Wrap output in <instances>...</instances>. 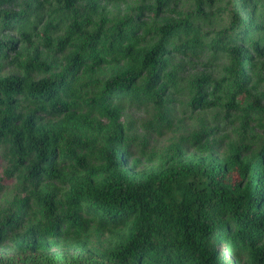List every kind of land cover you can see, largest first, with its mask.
<instances>
[{
    "label": "clouds",
    "instance_id": "9594fccd",
    "mask_svg": "<svg viewBox=\"0 0 264 264\" xmlns=\"http://www.w3.org/2000/svg\"><path fill=\"white\" fill-rule=\"evenodd\" d=\"M161 29H168L162 43ZM85 32L94 37L100 62L83 59L79 71L73 66L60 79L70 51L81 57L90 51L71 47L83 45ZM61 40L63 49L57 47ZM156 44L163 52H157L160 59L152 76L145 56ZM37 57L48 68L46 78L55 76L60 84L54 92L56 108L53 98L33 94ZM0 69L19 79L12 108L20 117L18 139L26 152L32 140L48 152L41 130L54 131L45 126L59 123L65 113L82 115L86 121V134L75 137L86 147L74 148L83 164L61 159L56 166L62 177L48 179L55 185L54 199L61 201L54 233L43 213L29 220L27 206L19 220L8 222L9 207L27 194L22 177L38 153L35 147L28 155L19 153L12 133L3 130L0 264H81L75 258L86 252L82 245L93 253L114 250L121 235L134 231L142 212L137 207L126 209L123 217L95 209L80 212L88 231L68 227L59 210L77 202L76 194L87 181L103 188L114 172L139 181L167 167L201 161L238 168L234 157L247 163L252 148L264 139V128L251 115L241 126L237 109L223 107L225 92L233 91L264 105V0H73L71 7L69 0H0ZM121 76L131 77L128 88L103 96L105 84ZM204 77L208 79L200 86ZM197 93L209 100L208 107L191 102ZM105 100L115 122L99 107ZM29 118L30 130L24 131ZM56 143L59 157L66 141ZM39 163L44 168L48 160ZM40 187L47 192L45 185ZM82 198L88 199L86 190ZM250 253L243 244L223 242L218 259L222 264H252Z\"/></svg>",
    "mask_w": 264,
    "mask_h": 264
},
{
    "label": "trees",
    "instance_id": "16d2710c",
    "mask_svg": "<svg viewBox=\"0 0 264 264\" xmlns=\"http://www.w3.org/2000/svg\"><path fill=\"white\" fill-rule=\"evenodd\" d=\"M72 2L73 0H69V4ZM167 31L168 29H161V43ZM157 52H163L161 44H156L145 56L146 65L152 69V76L155 75L160 59ZM96 56L97 54L92 58L100 62ZM67 59L71 63L68 69L72 71L75 66V70L78 71L82 57L74 52L69 54ZM75 60H80V63ZM64 73L66 72L59 74L60 79ZM128 79L121 76L108 81L103 96H110L114 91L126 90ZM204 79L208 77L199 82L204 83ZM37 80L38 82L31 85L33 94L53 98L51 101L53 108L58 107L54 92L60 88V84L56 82L55 76L52 80L46 77ZM18 85L17 75L10 74L0 78V97L7 98L6 100L0 98V138L4 136L3 130H8L13 135L14 148L19 153L28 155L35 147L38 156L32 161L27 173V176L34 180L31 191L18 208L8 209L10 213L8 222L11 224L19 220L27 206L31 216L41 213L48 216L49 231L54 233L57 204L61 201L54 199L55 185L48 183V179L62 177L56 166L61 159L72 158L78 164H83L82 157L76 155L74 148L86 147L83 139H75L86 134L83 128L86 121L82 115L65 113L59 123L45 126L54 131L41 130V139L47 144L48 152L38 147L35 140H32L26 152L18 139L22 129L16 122L20 117L12 108L14 103L12 95L19 91ZM234 88L238 89L239 84L234 82ZM225 96L228 98V105L238 109L239 105L235 104V91L225 92ZM200 101L203 105L209 104L208 99L200 98ZM88 103L93 102L89 100ZM99 107L115 122V116L106 100ZM251 110L255 118L264 116V107L259 104H253L243 111ZM255 121L264 125L259 120ZM77 125L81 126L79 130ZM30 127L29 118L24 122L23 130L28 131ZM49 136L51 140L48 139ZM59 139H65L66 143L57 157L56 141ZM234 159L239 165L238 168L229 165L213 167L201 161L180 168L167 167L139 181L135 177L129 179L126 175L114 172L103 188L97 187L91 181L81 185V191L75 197L77 202L67 209L59 210V214L67 217L70 229L88 231L85 220L79 215L80 212L86 214L89 210L95 209L97 213L105 216L123 217L126 209L137 207L142 210L141 219L135 230L128 236L121 235V243L114 250L94 253L107 264H219L216 243L225 239L237 246L243 244L250 248L252 264H264V148L256 153H250L247 163L241 160L239 155ZM44 160H48V163L41 168L39 162ZM37 180L39 183H36ZM41 185L47 187L46 193L41 192ZM85 190L87 200L82 198ZM31 216L28 217L29 220ZM82 247L86 252L77 255L75 260L81 264H99L92 256L86 260L85 254L92 252L87 251L86 245Z\"/></svg>",
    "mask_w": 264,
    "mask_h": 264
},
{
    "label": "rangeland",
    "instance_id": "374dc122",
    "mask_svg": "<svg viewBox=\"0 0 264 264\" xmlns=\"http://www.w3.org/2000/svg\"><path fill=\"white\" fill-rule=\"evenodd\" d=\"M72 6V4H69V7H71ZM73 30H75V25L73 26ZM161 36H162V34H161ZM93 36L92 35H90V34H88V33H83V45H72L71 47H77V46H80V47H82V48H87V49H90V51L89 52H85V54H84V56L82 57V59H88L89 57H93L94 58V55L95 54H97L96 53V48H95V46L93 45V43H92V40H93ZM59 49H63L64 48V41L63 40H61L60 41V43L58 44V46H57ZM71 53H74V52H72V51H70L69 52V54H71ZM68 54V55H69ZM68 55H67V57H68ZM67 57H66V59H67ZM81 57V56H80ZM96 57H98V55L96 56ZM68 60V59H67ZM36 65L35 66H38V67H36L37 69H38V73H37V79H40V78H43V77H47V73H48V68L44 65V64H42V63H40L39 62V58L37 57L36 58ZM75 62H77V63H80V60H75ZM97 63H99V62H97ZM40 66V67H39ZM70 66H71V63L68 61V66H66L65 68H64V71L63 72H71L68 68H70ZM31 67H32V65H29V69H31ZM79 71V70H78ZM10 75V74H9ZM30 75H31V73H30ZM0 76H6L5 74H4V70L3 69H0ZM221 84H223L224 83V81H221L220 82ZM199 84H200V86H202L203 85V82H199ZM213 94H215V93H213ZM201 95L202 94H200V93H197V95H195L194 97H193V99H192V103L194 104V105H197V106H200L201 105V103L203 104V102H201L200 101V98H201ZM93 102V101H92ZM235 104H238L239 105V107H238V109H237V119H239L240 121H241V126L245 123V122H247V120L249 119V116L251 115H254V113H253V111L251 110V111H249V112H244L243 110L244 109H247L249 106H252L253 104H259L258 103V101L257 100H255V99H252L251 97H245L243 94H240V95H237L236 94V92H235ZM260 105V104H259ZM205 107H208L209 106V104H207V105H204ZM260 106H262V107H264V105H260ZM223 107H225V108H227V109H233L234 107H233V105H228V98H227V100H226V103H224L223 104ZM236 109V108H235ZM257 118H255V116H252V119H253V121H254V123H258V122H256L255 120H259V122H261L262 124H264V116H256ZM262 128H264V125L262 126V125H260ZM264 148V139H261L260 140V143L258 144V145H256L254 148H252V150H251V153H256V152H258V151H260V150H262ZM245 150L246 151H248V146H245ZM234 178H236V176H234ZM22 179L24 180V183H25V185H26V192H27V194L26 195H24V196H22V197H17L16 199H15V201H14V203H13V205H11L10 207H14V208H18L22 203H23V201H24V199H26L27 197H28V194H29V192L27 191V186L28 185H31V188H32V182L34 181L31 177H28V176H26V177H22ZM9 207V208H10ZM32 217V216H31ZM30 217V218H31ZM228 232V231H227ZM223 242H232V241H229V240H223V241H219V242H217L216 243V241H215V243H216V246H217V248H216V255L217 256H219V246H220V244L221 243H223ZM86 255V260L90 257V256H92V258L94 259V260H98L99 261V264H107L106 262H105V260L104 259H101V258H98L97 257V255H94V253L92 252V254H90V253H86L85 254ZM218 261H219V264H222V262H221V260L220 259H218Z\"/></svg>",
    "mask_w": 264,
    "mask_h": 264
}]
</instances>
